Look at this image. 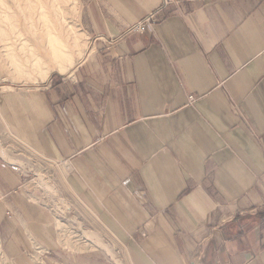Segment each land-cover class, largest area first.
Instances as JSON below:
<instances>
[{"label":"crops","instance_id":"crops-1","mask_svg":"<svg viewBox=\"0 0 264 264\" xmlns=\"http://www.w3.org/2000/svg\"><path fill=\"white\" fill-rule=\"evenodd\" d=\"M160 2L81 0L90 50L0 89V132L55 163L61 219L102 222L127 264H264V0H182L128 30ZM38 175L0 150L4 264L36 245L117 264L58 229Z\"/></svg>","mask_w":264,"mask_h":264},{"label":"rangeland","instance_id":"rangeland-1","mask_svg":"<svg viewBox=\"0 0 264 264\" xmlns=\"http://www.w3.org/2000/svg\"><path fill=\"white\" fill-rule=\"evenodd\" d=\"M80 10L81 0H0V89L14 90L42 84L53 74L68 71L75 62L83 58L91 48L92 37L80 22ZM57 38L59 43L55 45ZM2 123L6 128V122L0 118V129L4 128L1 127ZM14 140H18L16 135L1 131L0 150L21 164H39V184L53 189L54 194L44 188L53 203L52 208L57 212L58 229L64 231L68 228L77 231L79 235L81 233L82 238L92 244L91 247L104 251L117 264H127L126 255L121 249L122 244L111 235L102 222H85L84 225L79 224L80 229H76L75 222H65L61 219L60 206L57 205L59 191L53 181H50V178L57 175L55 163L36 155L26 145L18 147ZM67 208L70 213L71 207ZM63 209L66 210V207ZM47 248L49 250V247L36 245L30 249L27 253L28 264H37L42 250ZM38 249H42L41 252H37ZM52 256V250L43 255L48 264H67L51 258ZM4 263L3 257L0 264Z\"/></svg>","mask_w":264,"mask_h":264},{"label":"built area","instance_id":"built-area-1","mask_svg":"<svg viewBox=\"0 0 264 264\" xmlns=\"http://www.w3.org/2000/svg\"><path fill=\"white\" fill-rule=\"evenodd\" d=\"M182 0H161L160 5L150 13H148L146 16L143 17L140 21H137L133 25L129 27V31H135V30H143L146 24H150L154 22L157 19V15L166 9L168 6H171L173 4H180ZM3 247L0 245V259L4 257L3 254ZM45 262L48 264L45 259H43L42 262L37 263V264H45ZM36 264V263H35Z\"/></svg>","mask_w":264,"mask_h":264},{"label":"bare ground","instance_id":"bare-ground-1","mask_svg":"<svg viewBox=\"0 0 264 264\" xmlns=\"http://www.w3.org/2000/svg\"><path fill=\"white\" fill-rule=\"evenodd\" d=\"M58 43H59V39L57 38V40L55 39V45H58ZM53 190V189H52ZM92 235H93V233H92ZM100 242V244H102V245H104V246H108L107 244H105V243H103V242H101V241H98V243ZM42 249H38V251L37 252H39V251H41ZM47 252H49V250L48 249H46V250H42V252H41V258H40V260H39V262L38 263H40V262H42L43 261V259H44V257H43V255L45 254V253H47ZM43 263H45V262H43ZM46 264V263H45Z\"/></svg>","mask_w":264,"mask_h":264}]
</instances>
